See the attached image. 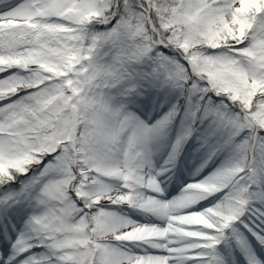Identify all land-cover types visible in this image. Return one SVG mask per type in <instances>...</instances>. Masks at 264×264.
I'll list each match as a JSON object with an SVG mask.
<instances>
[{"label": "snow or ice", "instance_id": "snow-or-ice-1", "mask_svg": "<svg viewBox=\"0 0 264 264\" xmlns=\"http://www.w3.org/2000/svg\"><path fill=\"white\" fill-rule=\"evenodd\" d=\"M0 264H264V0H0Z\"/></svg>", "mask_w": 264, "mask_h": 264}]
</instances>
